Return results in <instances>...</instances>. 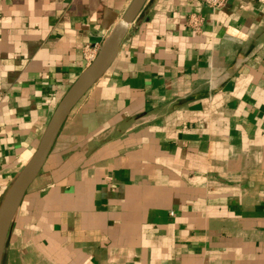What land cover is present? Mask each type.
I'll return each mask as SVG.
<instances>
[{
    "label": "crops",
    "instance_id": "0c3cea01",
    "mask_svg": "<svg viewBox=\"0 0 264 264\" xmlns=\"http://www.w3.org/2000/svg\"><path fill=\"white\" fill-rule=\"evenodd\" d=\"M132 1L0 0V204L84 46ZM2 264H264V0H147L26 192Z\"/></svg>",
    "mask_w": 264,
    "mask_h": 264
},
{
    "label": "water",
    "instance_id": "95a60500",
    "mask_svg": "<svg viewBox=\"0 0 264 264\" xmlns=\"http://www.w3.org/2000/svg\"><path fill=\"white\" fill-rule=\"evenodd\" d=\"M147 0H133L121 20L102 44L95 60L73 82L55 108L38 147L9 187L0 204V264L7 236L24 196L41 172L64 123L88 90L105 74L115 59L129 26L137 19Z\"/></svg>",
    "mask_w": 264,
    "mask_h": 264
},
{
    "label": "built area",
    "instance_id": "2783aa9c",
    "mask_svg": "<svg viewBox=\"0 0 264 264\" xmlns=\"http://www.w3.org/2000/svg\"><path fill=\"white\" fill-rule=\"evenodd\" d=\"M201 2L212 10L222 9L226 6L228 0H201ZM205 23V17L197 12H192L188 15L186 26L195 32H200ZM101 46L97 43L86 44L83 48L84 59L89 66L96 58Z\"/></svg>",
    "mask_w": 264,
    "mask_h": 264
}]
</instances>
